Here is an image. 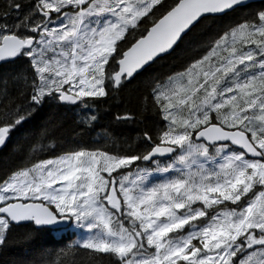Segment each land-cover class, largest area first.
Wrapping results in <instances>:
<instances>
[{
  "label": "snow or ice",
  "instance_id": "snow-or-ice-1",
  "mask_svg": "<svg viewBox=\"0 0 264 264\" xmlns=\"http://www.w3.org/2000/svg\"><path fill=\"white\" fill-rule=\"evenodd\" d=\"M0 258L264 264V0H0Z\"/></svg>",
  "mask_w": 264,
  "mask_h": 264
},
{
  "label": "trees",
  "instance_id": "trees-1",
  "mask_svg": "<svg viewBox=\"0 0 264 264\" xmlns=\"http://www.w3.org/2000/svg\"><path fill=\"white\" fill-rule=\"evenodd\" d=\"M102 115H103V113H102ZM100 126L101 127H109L110 126L109 119H107V118L102 119L100 121ZM118 131H121L123 133V135H125V136L135 138L138 135L140 129L135 127V126H132V127L119 129ZM74 241H75L74 235L63 234V237L55 236V237H52V238L46 240V244L49 247L59 248V247H62L66 243L70 244V243H73ZM13 255H15V253H13ZM3 259H6V258H0V264H2Z\"/></svg>",
  "mask_w": 264,
  "mask_h": 264
},
{
  "label": "rangeland",
  "instance_id": "rangeland-1",
  "mask_svg": "<svg viewBox=\"0 0 264 264\" xmlns=\"http://www.w3.org/2000/svg\"><path fill=\"white\" fill-rule=\"evenodd\" d=\"M64 234H70L73 235L71 232H65ZM75 236V235H74ZM76 237V236H75ZM77 238V237H76Z\"/></svg>",
  "mask_w": 264,
  "mask_h": 264
},
{
  "label": "water",
  "instance_id": "water-1",
  "mask_svg": "<svg viewBox=\"0 0 264 264\" xmlns=\"http://www.w3.org/2000/svg\"><path fill=\"white\" fill-rule=\"evenodd\" d=\"M257 2H259V0H257Z\"/></svg>",
  "mask_w": 264,
  "mask_h": 264
}]
</instances>
